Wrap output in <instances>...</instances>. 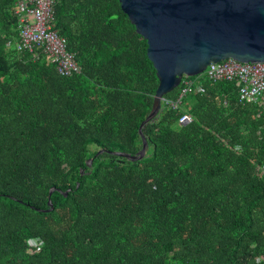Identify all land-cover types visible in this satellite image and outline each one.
<instances>
[{"label": "trees", "instance_id": "obj_1", "mask_svg": "<svg viewBox=\"0 0 264 264\" xmlns=\"http://www.w3.org/2000/svg\"><path fill=\"white\" fill-rule=\"evenodd\" d=\"M17 1L0 0V264H264V103L185 76L203 91L162 103L143 158L116 155L143 148L147 40L120 0H60L54 28L82 68L66 76L17 50Z\"/></svg>", "mask_w": 264, "mask_h": 264}, {"label": "water", "instance_id": "obj_2", "mask_svg": "<svg viewBox=\"0 0 264 264\" xmlns=\"http://www.w3.org/2000/svg\"><path fill=\"white\" fill-rule=\"evenodd\" d=\"M120 3L137 32L147 40V54L159 78L152 110L140 127L142 150L137 155L111 151L138 160L144 157L148 144L143 126L157 116L165 95L179 87L185 76H198L210 63L228 58L264 61V0H120ZM92 162L90 158L88 164Z\"/></svg>", "mask_w": 264, "mask_h": 264}, {"label": "built area", "instance_id": "obj_3", "mask_svg": "<svg viewBox=\"0 0 264 264\" xmlns=\"http://www.w3.org/2000/svg\"><path fill=\"white\" fill-rule=\"evenodd\" d=\"M60 0H18V41L16 48L20 52L33 54L44 52L51 57L57 70L63 75L80 73L82 68L72 52L68 50L67 41L54 28V6ZM10 44V42L8 43ZM211 81H236L242 102L264 103V61L241 62L228 58L220 62H212L204 73L200 74ZM184 87L177 99L163 98V102L177 108L183 98L192 91H203L201 82L183 78ZM192 117L185 113L182 123H188ZM264 170V166H263ZM37 245L35 241H30Z\"/></svg>", "mask_w": 264, "mask_h": 264}, {"label": "rangeland", "instance_id": "obj_4", "mask_svg": "<svg viewBox=\"0 0 264 264\" xmlns=\"http://www.w3.org/2000/svg\"><path fill=\"white\" fill-rule=\"evenodd\" d=\"M187 77H188V76H187ZM194 83H195V84H197V83H198L197 79H195V80H194Z\"/></svg>", "mask_w": 264, "mask_h": 264}]
</instances>
